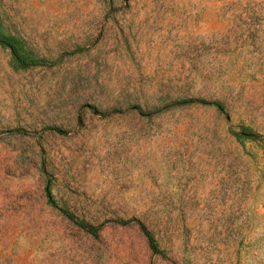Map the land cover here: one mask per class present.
<instances>
[{
  "label": "rangeland",
  "instance_id": "1",
  "mask_svg": "<svg viewBox=\"0 0 264 264\" xmlns=\"http://www.w3.org/2000/svg\"><path fill=\"white\" fill-rule=\"evenodd\" d=\"M0 21L46 63L0 45V264H264V0H0ZM189 98L223 110L164 108Z\"/></svg>",
  "mask_w": 264,
  "mask_h": 264
},
{
  "label": "trees",
  "instance_id": "2",
  "mask_svg": "<svg viewBox=\"0 0 264 264\" xmlns=\"http://www.w3.org/2000/svg\"><path fill=\"white\" fill-rule=\"evenodd\" d=\"M0 26H1V21H0ZM0 45L4 48L9 49L10 54L12 56V59L20 66L23 68L26 67H31V66H37V65H44L46 64L45 61L43 59H38L36 57H34L33 55H31L25 48L24 42L22 39L14 36V35H9V34H4L1 32L0 30ZM188 104H202V105H211L214 106L215 108H217L219 111L223 110V106L220 102L218 101H207L204 99H199V98H189V99H181V100H177L174 101L173 103L166 105L164 108L166 107H170V106H176V105H188ZM133 110H136L139 114L144 115V116H149L154 112H158L161 109H157L155 111H143L139 106L137 105H132L130 107ZM46 194L47 197L49 198V200L54 204V202L51 199V193L49 190V187H46ZM67 217L70 218L71 220H74L72 216L68 215ZM81 228H83L85 231L94 234L95 233V229L92 227H89L88 225L84 224V223H77ZM139 226L141 228V230L143 231V233L146 235L148 242H149V246L151 248V250L155 253H161V251H159L158 246L156 245L153 237L151 236V234L145 229L144 225L142 223H139ZM162 254V253H161Z\"/></svg>",
  "mask_w": 264,
  "mask_h": 264
}]
</instances>
